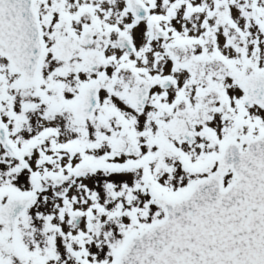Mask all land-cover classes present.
<instances>
[{
    "label": "snow or ice",
    "instance_id": "1",
    "mask_svg": "<svg viewBox=\"0 0 264 264\" xmlns=\"http://www.w3.org/2000/svg\"><path fill=\"white\" fill-rule=\"evenodd\" d=\"M0 264H264V0H0Z\"/></svg>",
    "mask_w": 264,
    "mask_h": 264
}]
</instances>
